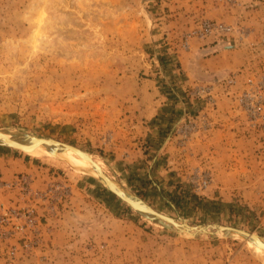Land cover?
I'll return each instance as SVG.
<instances>
[{
    "label": "rangeland",
    "instance_id": "obj_1",
    "mask_svg": "<svg viewBox=\"0 0 264 264\" xmlns=\"http://www.w3.org/2000/svg\"><path fill=\"white\" fill-rule=\"evenodd\" d=\"M259 2L0 0V129L81 149L125 191L178 221L264 238V174L230 173L224 162L238 157L225 155L216 171L215 154L205 160L189 147L213 126L214 85L227 92L234 75L186 85L174 77L192 38L210 41L206 55L240 42L239 19L252 21ZM206 23L225 29L201 36ZM260 37L251 47L264 48ZM252 76L243 92L264 82ZM243 92V135L264 140L239 104ZM0 264H264V253L235 235L155 225L64 160L0 145Z\"/></svg>",
    "mask_w": 264,
    "mask_h": 264
},
{
    "label": "crops",
    "instance_id": "obj_2",
    "mask_svg": "<svg viewBox=\"0 0 264 264\" xmlns=\"http://www.w3.org/2000/svg\"><path fill=\"white\" fill-rule=\"evenodd\" d=\"M259 5L255 8L257 16L255 15L252 21L239 19L241 23L245 24L241 27L246 32L245 37L240 42L233 40V44L226 45V48H207L209 52L215 51L210 55H206L204 47L210 41L208 39L192 38L189 42V49L179 55V72L174 74L180 84L184 85L191 84V78L193 77L207 80L212 78L221 80L229 75L235 77V84L230 86L227 92L222 90L219 85H214L213 94L216 97L217 109L212 114L213 126L206 133L208 134L206 137L195 139L193 144L189 146L192 151H202L201 157L205 160L215 154V158L218 159L216 171L219 170L220 156L225 155L224 158L238 157L235 163L224 162V167H229L230 173L256 172L264 174V140L261 138L257 140V135H243L244 129L241 128V124L245 122V117L238 109L236 101L241 92L249 89V81H254L252 76L254 73L258 74L256 79L264 78V73H262L264 72V48L259 45L255 48L251 47L252 43H259L260 36L264 37V0H260ZM241 6V4H237L232 7L238 9ZM237 23L239 22L237 21ZM231 26L235 27L232 24ZM257 34L260 36L258 37ZM256 39L258 41H255ZM195 106L196 102L192 104V107ZM156 108H158V111L164 110L165 104ZM171 147L169 146L166 150L168 154H170L168 150L170 151ZM184 154L188 157L192 153L187 149ZM238 162L241 163L240 167L243 168H238ZM206 163L207 161L204 164ZM196 166L199 165L196 164ZM220 170L227 171L221 167ZM212 176L213 183H216V177ZM251 181L249 179L250 183ZM258 183L264 188V175H262V181L260 179Z\"/></svg>",
    "mask_w": 264,
    "mask_h": 264
},
{
    "label": "water",
    "instance_id": "obj_3",
    "mask_svg": "<svg viewBox=\"0 0 264 264\" xmlns=\"http://www.w3.org/2000/svg\"><path fill=\"white\" fill-rule=\"evenodd\" d=\"M4 132H5V130L0 129V136H2V134H4ZM14 134L18 138L25 139L27 141H34L35 140L36 142L43 143V144H53V145L58 144L62 148L71 149L75 154L79 155L80 157H82V158H84L90 162H93L92 159L89 157V155L86 152L82 151L81 149H79L73 145H70V144H67V143L52 139V138L38 137V136L27 134V133L16 132ZM0 145L15 148L14 146H12L10 144H6V143H2V142H0ZM15 149H17V148H15ZM17 150H19V149H17ZM96 169L102 175L105 182L113 190V192L111 191L112 193H114L117 197L121 198L124 202H126L128 205H130L131 207H133L134 209L139 211L144 216V214L141 212V208L139 209L138 207H136L133 204V203L137 204L138 202H140L141 203L140 205L142 206V208H144L148 212L152 213L154 215V217L156 218L157 223L160 226H163L164 228H167V229L175 231V232H182L183 231V232L188 233L192 237L197 236V235H201V234H223L224 236L235 235V236H238L244 240H249L254 245H256L260 248H264V242H261L260 237H258L256 235L254 236L253 233L248 232L244 229L236 228L233 226H226V225H220V224L190 225L184 221L178 222V223L182 222L183 227L178 226L179 225L178 223H177L178 225H175L174 223H172L171 220H175L174 222H177L176 219L170 217V219H171L170 220L169 216L166 217L164 215H161L162 213L154 210L151 206H149L147 203H145L138 196L128 193L122 187H120V188L116 187V185L114 184L112 179L100 167L96 166Z\"/></svg>",
    "mask_w": 264,
    "mask_h": 264
},
{
    "label": "bare ground",
    "instance_id": "obj_4",
    "mask_svg": "<svg viewBox=\"0 0 264 264\" xmlns=\"http://www.w3.org/2000/svg\"><path fill=\"white\" fill-rule=\"evenodd\" d=\"M0 142L10 144V145L14 146L15 148L22 150V151H24L27 154L32 155V156L49 157V158L53 157L56 159L60 158V159L64 160L71 167L79 169L84 174H89V175L93 176L94 178L99 180V182L105 188H107L113 192V190L110 188V186L105 182L102 175L96 169V166L100 167L101 169H102V166L96 160H94L88 153L87 154L89 155V157L92 159L93 162H90V161L80 157L79 155L75 154L71 149L62 148L58 144H55V145L43 144V143H38L35 140L34 141H27L25 139L18 138L14 134V132H11V131H5L4 134H2V136H0ZM112 181L114 182V180H112ZM114 184L118 188L121 187L116 182H114ZM133 204L136 207H138L139 209L141 208V212L144 214V216L146 217L147 220H149L151 223H153L155 225H159L157 223L154 215L152 213L148 212L147 210H145L144 208H142V206L140 205L141 204L140 202H138L137 204H135V203H133ZM161 215H164V214H161ZM164 216H166V215H164ZM166 217H168V216H166ZM169 219H170V217H169ZM171 221L175 225L179 224L178 226L183 227L182 222L178 223L179 221L177 219H176L177 222H174L175 220H171ZM178 233H180V234L183 233L185 235L190 236L188 233L183 232V231L178 232ZM253 235L260 237L259 235L255 234V233H253ZM260 239H261V242H264V238L260 237ZM245 241H247L249 244H251L255 248L259 249L260 252L264 253V248H260L256 245H254L249 240H245Z\"/></svg>",
    "mask_w": 264,
    "mask_h": 264
},
{
    "label": "built area",
    "instance_id": "obj_5",
    "mask_svg": "<svg viewBox=\"0 0 264 264\" xmlns=\"http://www.w3.org/2000/svg\"><path fill=\"white\" fill-rule=\"evenodd\" d=\"M225 29L221 26L206 23L203 25L200 35H206L212 30ZM233 80L230 79L229 82ZM251 83V82H250ZM249 91L243 92L239 96V104L249 114V123L251 126H257L258 128L264 129V100H262V90H264V82L258 85L251 84Z\"/></svg>",
    "mask_w": 264,
    "mask_h": 264
}]
</instances>
